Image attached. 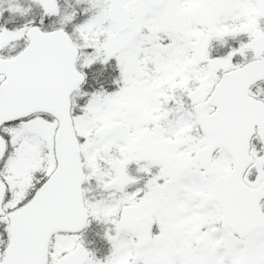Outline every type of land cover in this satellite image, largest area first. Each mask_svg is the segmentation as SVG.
Masks as SVG:
<instances>
[{"label": "snow or ice", "instance_id": "6c2138e0", "mask_svg": "<svg viewBox=\"0 0 264 264\" xmlns=\"http://www.w3.org/2000/svg\"><path fill=\"white\" fill-rule=\"evenodd\" d=\"M0 264H264V0H0Z\"/></svg>", "mask_w": 264, "mask_h": 264}, {"label": "rangeland", "instance_id": "374dc122", "mask_svg": "<svg viewBox=\"0 0 264 264\" xmlns=\"http://www.w3.org/2000/svg\"><path fill=\"white\" fill-rule=\"evenodd\" d=\"M98 229L93 227L84 233L85 246L91 250L96 251L97 255L103 254L107 250V242L104 241L101 236L96 235Z\"/></svg>", "mask_w": 264, "mask_h": 264}]
</instances>
